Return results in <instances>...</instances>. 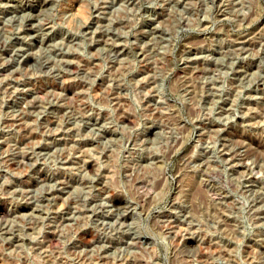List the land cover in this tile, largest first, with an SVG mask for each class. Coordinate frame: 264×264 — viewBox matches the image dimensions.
Wrapping results in <instances>:
<instances>
[{"label":"rangeland","instance_id":"374dc122","mask_svg":"<svg viewBox=\"0 0 264 264\" xmlns=\"http://www.w3.org/2000/svg\"><path fill=\"white\" fill-rule=\"evenodd\" d=\"M0 264H264V0H0Z\"/></svg>","mask_w":264,"mask_h":264}]
</instances>
